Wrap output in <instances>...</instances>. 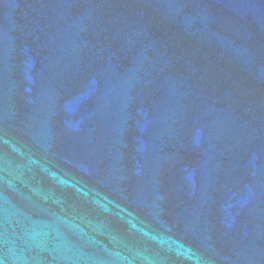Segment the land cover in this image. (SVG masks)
Here are the masks:
<instances>
[{
	"label": "water",
	"instance_id": "water-1",
	"mask_svg": "<svg viewBox=\"0 0 264 264\" xmlns=\"http://www.w3.org/2000/svg\"><path fill=\"white\" fill-rule=\"evenodd\" d=\"M0 264H264V0H0Z\"/></svg>",
	"mask_w": 264,
	"mask_h": 264
}]
</instances>
